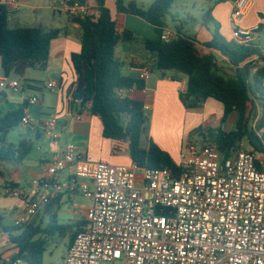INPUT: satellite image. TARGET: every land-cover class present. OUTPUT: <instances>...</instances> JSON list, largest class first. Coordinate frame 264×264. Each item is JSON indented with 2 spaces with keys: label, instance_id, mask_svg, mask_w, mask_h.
I'll return each mask as SVG.
<instances>
[{
  "label": "built area",
  "instance_id": "built-area-1",
  "mask_svg": "<svg viewBox=\"0 0 264 264\" xmlns=\"http://www.w3.org/2000/svg\"><path fill=\"white\" fill-rule=\"evenodd\" d=\"M70 1H61L69 17L84 19L87 6ZM252 2L237 0L234 19L244 16ZM7 7L10 14L18 9L14 0ZM259 30H237L235 42L250 45L256 42ZM173 38L165 34L162 41L169 43ZM150 75L146 68L140 79L147 82ZM74 88L65 101L80 108L75 118L81 120L82 100L74 99ZM46 89L59 91L60 83L49 82ZM6 90L18 92V82L0 77V91ZM134 92L120 89L117 96L125 98ZM28 103L33 106L38 100L31 98ZM89 106L91 103L86 108ZM59 117L56 113L36 123L25 116L21 125L57 139ZM195 136L180 153L181 173L177 176L168 169H144L134 163L93 162L68 144L42 164V177L32 183L28 193L10 191L23 201L15 226L23 227L35 219L60 190L54 182L56 175L70 171L71 191L91 199L92 206L64 264H264V156L241 150L224 160L215 143L198 138L199 146ZM129 148V143L117 141L113 152L129 153ZM138 171L143 173L140 188L136 185ZM21 263H13L11 257L4 262Z\"/></svg>",
  "mask_w": 264,
  "mask_h": 264
},
{
  "label": "trees",
  "instance_id": "trees-1",
  "mask_svg": "<svg viewBox=\"0 0 264 264\" xmlns=\"http://www.w3.org/2000/svg\"><path fill=\"white\" fill-rule=\"evenodd\" d=\"M74 1L87 6L84 19L73 18L80 25L82 46L81 52L73 54L70 61L73 79L70 88L75 87L74 99L82 100L81 109L91 103L88 110L101 119L105 139L130 144L128 152L138 167L168 169L174 176L179 175L180 166L150 138L145 104L130 96H117L120 89L144 91L146 88L145 81L122 73L123 63L116 57L119 44L134 43L137 38L130 30L118 31L107 0L69 3ZM113 1L118 14L140 18L154 28L156 38L142 40L145 50L155 56L154 68L187 77L186 89L180 93L184 109L196 110L209 100L222 104L219 126L201 127L192 136L198 134L200 140L215 143L224 160L247 150L244 142L249 151L264 156V50L255 42L250 45L226 42L218 30H213V40L200 43L196 37L186 35L182 25L171 42L166 43L162 41L168 29L166 18L177 0H153L148 8L140 7L136 1ZM9 16L8 7L0 3V69L5 77L13 72L24 75L28 69L45 71L51 42L59 38L63 30L47 31L41 26L12 29L8 24ZM208 16L210 12L204 19L206 26L212 22ZM214 52L228 60L234 70L232 75L219 69ZM59 83L62 89L64 81ZM0 97H6L5 93L1 92ZM27 107L24 103L0 119V163H21L31 152V143L27 141L17 146L7 142L8 135L20 127L27 116ZM231 121L232 128L227 130ZM144 140L148 146L144 145ZM51 219L46 228L34 222L35 219L23 227H6L0 217V228L14 245L13 263L19 260L24 264H44L48 239L56 233L63 235L73 231L72 225H59L57 216Z\"/></svg>",
  "mask_w": 264,
  "mask_h": 264
},
{
  "label": "crops",
  "instance_id": "crops-1",
  "mask_svg": "<svg viewBox=\"0 0 264 264\" xmlns=\"http://www.w3.org/2000/svg\"><path fill=\"white\" fill-rule=\"evenodd\" d=\"M9 1L12 0H0V3L7 6ZM14 1L17 2L18 9L9 16L8 24L12 22V29L18 27L41 26L47 31L51 29L63 30L61 36L51 42L48 66L43 72H45V77L48 82L64 81V85L62 89L56 91L58 94V104L55 105L53 109L54 113L48 118L40 120L44 121L51 118L56 113H61L58 120L60 125L58 128L60 131L56 133L58 138L50 139L44 136L40 131L28 128L31 133L34 134L38 143V148L36 150H39L41 154L36 153L34 159H32L34 153L30 155V152L21 163H8L11 164L14 169L10 167L6 168L9 178L3 179L4 191L2 196H0V203L3 202L2 200L5 198H14V200L17 201L18 208L11 216V225L7 224V218L0 214L2 224L6 227H14L16 219L23 212V201L13 197L10 191L13 189H21L23 191L25 189L30 190L32 188V183L42 177V164L51 159L55 154L61 153L68 144L75 145L78 154L93 162L105 161L114 165L127 166L133 164L130 153L113 152L117 141L107 140L103 137V125L99 117L92 116L89 110L85 108L81 111L82 119L77 120L75 115L79 112L80 108L77 106L70 107L65 101V93L68 96L74 88H70V85L73 83L72 63L70 62L71 57L73 54H79L82 49L79 23L66 13L65 8L62 6V0ZM205 1L209 7V11L207 13L206 10L203 11L204 17H202L201 23H197L190 30L184 28L186 35L196 37L200 43H207L213 40V30H218L221 36L231 42L235 41L237 30L261 27L256 42L261 39V33L264 29V0H253L247 13L237 19L233 17L235 2L237 0ZM212 5L213 7H211ZM107 7L111 10L112 18L116 20L118 31L122 33L124 30H130L137 38L135 42L139 44L138 53L134 50V47H130L128 50L123 49L124 51L121 52V55H123L124 58L126 57L125 59H128L126 55L130 53L131 60L128 59L130 62H128L127 65L125 64L127 62L117 58L123 63L122 73L128 77L139 79L146 68L151 70V75L146 82L145 90H135L130 97L143 102L145 107L148 108L147 112L152 115L150 120V138L163 151L169 153L172 159L178 164L180 153L185 143L197 129L201 127L216 128L219 126L223 116V106L215 100H209L201 108L196 110L184 109L180 101V93L186 88L187 77L177 72L163 73L157 71L154 68L155 56L148 53L144 48L142 40L156 38L154 28V35H151L150 32L148 34L139 33L135 27L129 24L130 18L134 16L118 14L113 0H107ZM209 12L210 16H208V19H211L212 22L206 26L204 19ZM137 19L141 20L140 18ZM134 20L135 23L140 22L136 19ZM178 27L177 25L175 32H170L167 29V34L175 36ZM122 44L123 43L119 44L116 49V57L117 50ZM125 44L132 46L133 43ZM214 55L219 69L223 73L227 71L232 75L234 70L228 65V60L219 52H214ZM0 70L2 71V69ZM29 89L39 92L47 90L46 86L40 89L35 85L29 86ZM1 92L5 93V91H0V93ZM3 98L4 101H7V97ZM29 99H25L19 108L24 103H27L28 107L26 109V114L33 120L32 113L29 110V107L32 106L28 103ZM37 100L38 103L33 106L44 105L43 101L40 99ZM176 113L180 116L179 119L176 118ZM43 115L45 116L46 114ZM232 123L233 121L227 126V130L232 128ZM176 129H178L179 133L174 131ZM40 145H42V148H40ZM1 164L2 163H0V172L1 168L3 169ZM25 172L27 176H24ZM71 175L70 171H65L56 175L54 182H58L60 190L55 193V197L51 203L45 209L41 210L38 217L34 220V222L46 228L48 224L51 223V217L57 216L59 225L73 226V231L63 235L60 234V238L65 241L63 260L69 247L74 242L77 235L76 232L85 226L87 213L92 206V200L85 196L84 197L89 200L88 203L82 204L77 202V197L83 195L79 192L71 191ZM2 206H5L4 203ZM0 231L2 232V238L0 239V264H4L7 258H12L14 254V245L10 242L9 236L2 228H0Z\"/></svg>",
  "mask_w": 264,
  "mask_h": 264
},
{
  "label": "rangeland",
  "instance_id": "rangeland-1",
  "mask_svg": "<svg viewBox=\"0 0 264 264\" xmlns=\"http://www.w3.org/2000/svg\"><path fill=\"white\" fill-rule=\"evenodd\" d=\"M131 1H136L137 4L140 7H144V8H148L153 0H127V2H131ZM213 2H216L217 0H212ZM205 0H177L175 6L173 7L172 11L170 12V14L168 15L167 19V25H168V30L170 32H175L176 31V26H183V29L186 28V30H190L192 27H194L197 23H201L202 22V17H204L203 15V11L206 10V13L209 11V7L208 5L205 3ZM212 2V3H213ZM213 7V5L211 6ZM130 26L135 27V29L137 30V32L142 33V34H148L150 32L151 35H154L153 32V27L149 24H147L146 22H143L142 20H139L137 18H130ZM136 19L137 21L140 22H134ZM197 22H196V21ZM9 27L12 28L13 24L12 22L9 24ZM264 28V27H263ZM241 30V29H239ZM156 37V35H155ZM223 38V40H225L226 42H230L228 39H226L225 37L221 36ZM262 49H264V29L261 33V39L256 42ZM124 47V48H123ZM130 47H134V50L138 53V47L139 44L137 42H134L132 44V46H129V44H125L123 43L120 48H118L117 50V58L121 59L125 63L126 65L128 64V62H130V53L127 54V58L129 59H125L123 55H121V52H123V49H130ZM127 60V61H126ZM226 75H230V73H228L227 71H225ZM45 72L43 71H39L36 69H28L24 75H20L17 73H11L8 77V80L11 81H16L19 84V91L16 93H13L6 90L5 91V95L7 97V101H4L3 97H0V119L2 117H4L7 112L9 111H14L17 110L19 108V106L22 104V102L25 99H29V98H37L40 99L41 101L44 102V105L42 106H30L29 110L32 113V118L33 120L38 123L40 120L44 119V118H48L50 115H52L54 113V107L55 105L58 104V94L57 92H50L49 90H45L44 92H39V91H34L29 89V86L35 85L38 86L40 89H42L44 86H46L49 82L46 80L45 77ZM5 77L4 73L0 70V77ZM22 89L24 91H22ZM181 101V100H180ZM182 104V102H181ZM183 105V104H182ZM220 105V104H219ZM185 108V107H184ZM43 114H46L45 116ZM149 119L151 120V116L149 112H147ZM48 115V116H47ZM176 118H180V116L176 113ZM59 125V124H58ZM60 127V125L58 126ZM56 127V133L58 131H60V129ZM151 131V122H150V129ZM176 133H179L178 129L174 130ZM199 136L197 134V140H198ZM21 141H27L29 143H31L32 145V151L30 153V155H32L33 153V157L32 159H34V155L36 153H40L39 150H36L37 147V141L36 138L34 136L33 133H31L30 129L28 128H24L22 127V125L20 127L15 128L7 137V142L10 144H14V145H19ZM199 142V146L201 145L200 141ZM144 145L148 146V142L146 140H144ZM244 149L249 150V147L247 145L246 142H244L243 144ZM40 148H42V145H40ZM114 165V164H112ZM1 166H3V169L1 168V172H0V196H2L3 191H4V182L3 179H8L9 175L6 172V168L10 167L11 169L13 168V166L11 164L8 163H2ZM14 169V168H13ZM142 171H138L137 175V180H136V185L138 188L142 187L143 183H142ZM24 176L26 175V172L24 173ZM26 193H28L30 190L29 189H25L24 190ZM3 202H1V207H0V214L7 218L6 223L11 225V216L13 213L16 212L17 208H18V204L17 201L14 200V198H5L4 200H2ZM77 202L85 204L88 203L89 200L86 199L84 196L79 195L77 197ZM4 203L5 206H2ZM15 226V225H14ZM48 246H47V251L44 255V264H64V260H63V255H64V251H65V241H63L60 238V234L56 233L54 236H52L50 239H48Z\"/></svg>",
  "mask_w": 264,
  "mask_h": 264
}]
</instances>
